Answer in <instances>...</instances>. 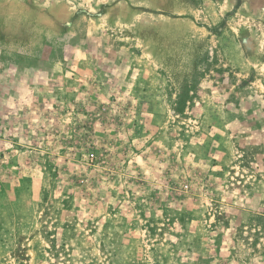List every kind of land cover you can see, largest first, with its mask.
<instances>
[{
    "label": "rangeland",
    "instance_id": "374dc122",
    "mask_svg": "<svg viewBox=\"0 0 264 264\" xmlns=\"http://www.w3.org/2000/svg\"><path fill=\"white\" fill-rule=\"evenodd\" d=\"M0 264H264V0H0Z\"/></svg>",
    "mask_w": 264,
    "mask_h": 264
}]
</instances>
